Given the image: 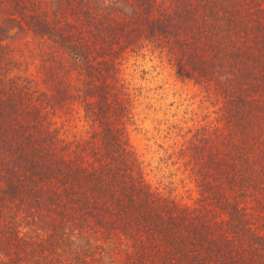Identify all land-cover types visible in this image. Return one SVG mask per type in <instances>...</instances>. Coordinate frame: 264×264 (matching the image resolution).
<instances>
[{"label":"trees","instance_id":"obj_1","mask_svg":"<svg viewBox=\"0 0 264 264\" xmlns=\"http://www.w3.org/2000/svg\"><path fill=\"white\" fill-rule=\"evenodd\" d=\"M26 29L77 83L36 95L0 74V264H264V0H0V52ZM140 39L221 101L183 161L192 206L147 184L124 133L112 56ZM76 99L89 136L68 140L37 106Z\"/></svg>","mask_w":264,"mask_h":264},{"label":"rangeland","instance_id":"obj_2","mask_svg":"<svg viewBox=\"0 0 264 264\" xmlns=\"http://www.w3.org/2000/svg\"><path fill=\"white\" fill-rule=\"evenodd\" d=\"M47 13L53 16L48 9L44 14ZM65 20L74 21L71 17L59 19L56 25L65 26ZM2 42L5 52H0V67L9 66L10 70L1 68L0 74L25 78L21 82V86L27 83L23 92L50 94L54 83H63L75 93L73 60L55 42L29 29ZM112 59L116 64L115 76L123 86L117 83L114 91L128 116L122 123L124 133L142 166L145 181L160 195L180 205H194L198 189L183 161L196 138H209L218 127H224L221 101L211 89L205 90L187 78L167 61L163 52L143 39ZM37 107L41 113H48L62 137L83 140L89 136L90 124L84 120L77 99L66 108H57L53 117L48 107Z\"/></svg>","mask_w":264,"mask_h":264}]
</instances>
